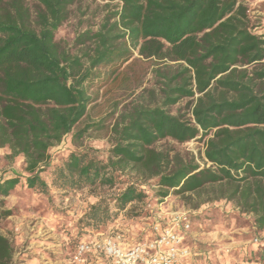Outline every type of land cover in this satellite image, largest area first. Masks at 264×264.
<instances>
[{
  "label": "trees",
  "instance_id": "16d2710c",
  "mask_svg": "<svg viewBox=\"0 0 264 264\" xmlns=\"http://www.w3.org/2000/svg\"><path fill=\"white\" fill-rule=\"evenodd\" d=\"M78 1L34 0L31 7L28 0H0V149L24 158L27 189L48 193L41 173L50 168V149L64 137L83 124L76 138L107 129V118L86 122L94 102L89 90L94 77L100 88L127 77L122 68L131 50L127 42L115 44L121 38L143 59L169 64L155 71L161 102L136 106L115 123L106 158L92 148L72 152L53 168V184L72 191L113 188L131 170L143 180L155 179L163 198L172 191L210 193L209 201L234 202L264 231V35L255 33L247 0H109L120 5L112 27L122 33L80 35L77 44H96L94 54H86L87 68L57 40ZM97 68L110 69L106 79L93 72ZM184 99L193 101L191 120L167 110ZM166 139H207V165L157 151L154 145ZM20 183L19 177L0 180V224L13 215L5 199ZM148 197L129 183L113 202L91 205L81 223L107 233L121 214L141 215L129 208ZM149 215L145 209L143 216ZM194 253L180 264L192 262ZM16 254L15 241L0 232V264H15ZM250 256L264 264L263 248Z\"/></svg>",
  "mask_w": 264,
  "mask_h": 264
},
{
  "label": "rangeland",
  "instance_id": "374dc122",
  "mask_svg": "<svg viewBox=\"0 0 264 264\" xmlns=\"http://www.w3.org/2000/svg\"><path fill=\"white\" fill-rule=\"evenodd\" d=\"M28 3L34 6V0H28ZM247 3L253 22L258 26L255 33L264 35V4ZM119 10L118 2L79 0L72 7L69 21L57 32V40L72 54L82 58L87 68L90 64L86 54L92 56L96 44L92 41L77 44V38L86 32L99 31L121 35L120 29L112 27ZM114 42L118 46L127 42L131 50V58L122 68L128 75L104 88L99 87L102 82L94 77L95 82L89 90L94 102L86 120L98 122L101 118H107V129L101 132L88 131L76 138L79 129L84 128V124L80 125L64 137L59 145L50 149V168L41 173L49 188L47 194L27 189L24 182L28 174L24 158H11L8 148L0 149V180L21 179L15 191L5 199L6 208L12 210L13 215L0 224V232L16 243L15 264H74L73 254L78 242L100 239L113 231L124 232L131 243L138 242L149 229V216H143L148 205L160 207L165 213L187 212L190 215L193 228L187 245L197 256L192 262L184 264H254L255 257L250 256V251L264 249V231H258L255 227L253 214L244 213L234 202L209 201L210 193L181 196L172 191L163 198L159 196L160 189L155 179L143 180L131 170H127L121 176V183L113 188L72 191L59 189L53 184V168L61 166L72 152L79 153L92 148L99 150L106 158L115 143L111 132L115 123L124 121L136 106H155L161 102V79L155 71L168 63L162 62L158 66L152 60L143 59L139 49L125 39L119 38ZM93 72L106 79L110 69L97 68ZM192 102V99H184L167 110L172 115L191 120ZM206 142L207 139H196L180 144L166 139L156 143L154 148L171 157L179 154L204 168L207 165ZM129 183L140 185L149 196L144 203L129 208L134 209V214L141 215L128 217L126 213L121 214L114 222V227L104 234L83 227L81 219L91 205L101 199L113 202ZM205 201L209 202L203 203Z\"/></svg>",
  "mask_w": 264,
  "mask_h": 264
},
{
  "label": "built area",
  "instance_id": "2783aa9c",
  "mask_svg": "<svg viewBox=\"0 0 264 264\" xmlns=\"http://www.w3.org/2000/svg\"><path fill=\"white\" fill-rule=\"evenodd\" d=\"M150 221L147 234L131 243L124 232L113 231L103 240H84L73 254L74 264H85L92 254L106 258L101 264H180L190 258L187 245L193 224L187 212L165 213L148 205Z\"/></svg>",
  "mask_w": 264,
  "mask_h": 264
},
{
  "label": "crops",
  "instance_id": "0c3cea01",
  "mask_svg": "<svg viewBox=\"0 0 264 264\" xmlns=\"http://www.w3.org/2000/svg\"><path fill=\"white\" fill-rule=\"evenodd\" d=\"M247 2H249L250 4H264V0H247ZM104 236L100 239H96V240H103ZM106 260V258L102 255H98V254H92L88 257L87 261L85 264H101L102 262H104ZM254 264H259V263H254Z\"/></svg>",
  "mask_w": 264,
  "mask_h": 264
}]
</instances>
